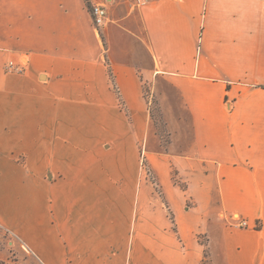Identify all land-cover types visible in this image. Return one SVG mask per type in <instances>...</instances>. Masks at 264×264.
Masks as SVG:
<instances>
[{
    "label": "crops",
    "instance_id": "1",
    "mask_svg": "<svg viewBox=\"0 0 264 264\" xmlns=\"http://www.w3.org/2000/svg\"><path fill=\"white\" fill-rule=\"evenodd\" d=\"M89 2L0 0V264H264V0Z\"/></svg>",
    "mask_w": 264,
    "mask_h": 264
},
{
    "label": "rangeland",
    "instance_id": "2",
    "mask_svg": "<svg viewBox=\"0 0 264 264\" xmlns=\"http://www.w3.org/2000/svg\"><path fill=\"white\" fill-rule=\"evenodd\" d=\"M86 5H87L88 10L90 11V13L92 15L91 11H92L93 4H91L90 2L88 4L86 1ZM162 92H163L162 89H160V92H157V90H155V92H154L152 90V88L150 87V84H148V83L144 84V93H145V96H146L148 102L150 103L149 106L151 109L152 116L154 118V124H155L154 128L160 137L159 144H157L158 148L160 150H164L165 148H167V145L169 142L168 128H167V125L165 123L164 114H163L162 109H161V105H160V101H159L160 99H158V97H160V93L164 96V93H162ZM153 144H155V143H153ZM23 177H24L23 174H19V175H17V177H11L10 178L9 191H8V196H10V198H15V196H17V195L19 196L20 194L23 196H29L30 192L33 193V191H31V185H30V187L24 186ZM182 186H184V184ZM27 189H29L30 191H28ZM156 191L159 194H161V190L159 187H156ZM241 227L246 228L244 226H241ZM3 231H4L3 232L4 236L8 237L11 245H17V246L20 245L19 240L14 233H12L9 229H3ZM200 240L202 242H205V240L202 239V237L200 238ZM207 262H208V259L206 258L204 264H208Z\"/></svg>",
    "mask_w": 264,
    "mask_h": 264
},
{
    "label": "built area",
    "instance_id": "3",
    "mask_svg": "<svg viewBox=\"0 0 264 264\" xmlns=\"http://www.w3.org/2000/svg\"><path fill=\"white\" fill-rule=\"evenodd\" d=\"M147 0H137V2L145 3ZM92 17L94 24L96 26H101L105 23L106 17H107V9L106 6L103 4H93L92 6ZM6 69L8 71H15V72H22L24 69V63L23 64H17L15 62H9L6 66ZM234 219L239 220L240 225L244 227H249V223L247 220H241L237 215L234 216Z\"/></svg>",
    "mask_w": 264,
    "mask_h": 264
},
{
    "label": "trees",
    "instance_id": "4",
    "mask_svg": "<svg viewBox=\"0 0 264 264\" xmlns=\"http://www.w3.org/2000/svg\"><path fill=\"white\" fill-rule=\"evenodd\" d=\"M87 1V3L89 4V0H86ZM206 256H207V253H206Z\"/></svg>",
    "mask_w": 264,
    "mask_h": 264
}]
</instances>
